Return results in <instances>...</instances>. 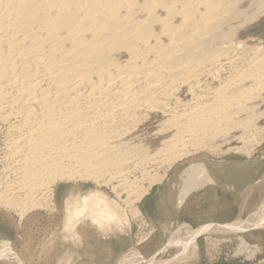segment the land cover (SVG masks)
Here are the masks:
<instances>
[{
  "label": "bare ground",
  "instance_id": "obj_1",
  "mask_svg": "<svg viewBox=\"0 0 264 264\" xmlns=\"http://www.w3.org/2000/svg\"><path fill=\"white\" fill-rule=\"evenodd\" d=\"M263 18L264 0H0V205L55 212L59 182L114 184L122 206L98 188L72 195L63 224L78 238L86 221L131 226L128 211L138 212L164 179L151 176L149 164L185 159L190 147L259 141L264 40L255 26ZM152 119L160 121L154 134L144 129ZM226 163L192 162L178 182L182 194L164 195L167 217L210 186L240 196L262 176L264 192V164L237 165L228 185ZM137 212L133 219L143 220ZM179 224L167 225V234ZM178 230L169 245L189 242L190 261H182L191 262L199 233ZM7 251L0 248L6 264H16ZM128 258L157 264L135 252Z\"/></svg>",
  "mask_w": 264,
  "mask_h": 264
},
{
  "label": "crops",
  "instance_id": "obj_2",
  "mask_svg": "<svg viewBox=\"0 0 264 264\" xmlns=\"http://www.w3.org/2000/svg\"><path fill=\"white\" fill-rule=\"evenodd\" d=\"M260 177L262 179V176ZM260 177L258 176V179L249 185L248 194L245 192L246 194L242 193L240 196L236 194L233 189H228L227 191L226 187L220 185L215 187L210 186L201 191L194 192V194L189 196L179 211H176V213L170 212L169 217H167V207L163 204L164 189L162 187L154 189L139 204V209L143 214L142 221L145 222L146 218L152 226L154 233L152 237H146L142 242H139L136 248L135 245H129L130 239L128 237L102 239L96 234H91L89 237L84 234L83 240L81 233L77 232L80 241L83 243L82 245L73 242H63L59 247H51V245H49L45 248L44 245L41 250L38 248L39 252L35 253L36 255L34 254V256L30 258L27 256L25 257L22 249L19 250L17 248L16 243L19 242L17 241L18 239L25 238L26 241L30 242L28 245L32 244L34 240H36L37 231H34L30 226H35V224L33 222L25 223L26 227L24 229L26 231L18 235L17 230L20 226L14 223L17 222L16 219H14L13 222V217H11V215L0 210V243L2 242L0 248L1 250L2 248L5 250L8 248L6 246L11 245L25 261L32 264H61V262L65 263L67 259L71 262L70 264H133V261L128 257L130 254H134V252L138 256L140 254L145 262L153 260L152 262L157 264H169L168 262L173 264L172 261L177 260V258L182 261V259H190L189 255L191 256L188 248L189 242L186 243L180 238V247H177L178 245H169L173 242L174 238L183 234V232L178 230L180 226L188 227L197 234L199 233V235H196V244L198 241L197 239L202 236L221 237L222 242L225 241V239L231 240L238 236H244L246 238L249 237L254 243L262 244L264 243V192L260 190L263 187L258 190V187L262 186V184L259 183L261 181ZM250 190V195L252 197L249 195ZM252 192H254L256 197L253 196L254 194ZM261 193L263 195H261ZM260 195L261 199H263L259 202V200H261ZM230 197H232V200L229 202L228 198ZM243 199L246 201L244 202ZM244 207H247V210ZM50 218L49 216L44 217L47 222L53 224L54 221ZM178 222L180 224L177 229L173 233L167 234L166 226ZM260 224L263 225L260 226ZM7 228H13L15 238L4 234ZM44 230L43 235L49 238L54 232L52 230ZM108 237L110 236H107V238ZM53 250L59 251V254L54 255ZM162 251H166V259L160 256ZM16 252L14 253L13 251L17 256ZM18 258L21 260L22 264H26L20 257ZM165 261L167 262L164 263ZM187 263L192 262L185 261L181 264Z\"/></svg>",
  "mask_w": 264,
  "mask_h": 264
},
{
  "label": "rangeland",
  "instance_id": "obj_3",
  "mask_svg": "<svg viewBox=\"0 0 264 264\" xmlns=\"http://www.w3.org/2000/svg\"><path fill=\"white\" fill-rule=\"evenodd\" d=\"M256 35L259 38H262V41L264 40V18L261 20L259 24L255 26ZM159 119H152L149 123L146 124L148 132H151V134L156 133L159 130ZM149 124V126H148ZM239 134L237 133V136ZM3 134L0 133V184L2 185V182L4 184V177L3 170L5 167V163L3 162L2 154L4 152V145H3ZM264 136L259 138V141H252L249 140L246 141H236L232 145H225L223 144L220 146L216 143L214 147H205L203 149H197L193 150L192 147L189 148L191 156L185 157V159L178 160L172 164L161 163L158 165V162L149 164L148 171H150L151 176L155 175H163L164 179L162 180V184L165 182V185L160 184L157 188L166 187L164 189V193L168 196V199L174 200L179 197L183 192V187L179 186L178 182L180 179V176L182 172L192 163L197 164H209L210 161H215L217 163H226L224 164V167L227 172L225 180L228 185H231V180L229 173H231L234 168L237 165H243L247 160H250L252 163L257 164V166H260L261 164H264ZM259 142V143H257ZM233 147H239L241 148L240 152H234L231 148ZM158 149V147H156ZM159 148L160 145H159ZM214 150V151H212ZM197 151V152H196ZM251 158V159H250ZM243 163V164H242ZM228 164V167H227ZM165 165V166H163ZM155 166V167H154ZM161 166V167H160ZM169 166V167H168ZM214 171V169H212ZM152 172V173H151ZM175 173V174H174ZM175 176V177H174ZM138 178V184L140 186H147V180L143 182L142 178L140 176H137ZM141 179V180H140ZM171 179V180H170ZM169 180V181H168ZM141 181V184H140ZM171 181V182H170ZM170 186H169V185ZM0 185V193H1V186ZM113 185H106V187L98 186L94 182L90 181H81L76 180L75 181H69V182H59L56 186V193H57V211L51 212V211H42L38 210L37 212H33L34 214L28 212L29 210H26L25 206H19L18 208L12 207V208H6L4 206L0 205V210L8 215H11L14 219H16L17 222H14L15 224H19L20 228L17 230L18 235H21L26 230L24 229L26 227L25 223H34V225H31L30 227L36 232V240L30 245L29 241H26L25 238L18 239L16 243L17 248L20 250L22 249L24 256L26 257H32L35 253L39 252V250L42 249V247L45 245V248H47L49 245L51 247H59L61 243L63 242H73L78 245H82L83 243L80 241V238H78L74 233H69L66 228L65 224H63V218L66 216L65 211V205L66 201L70 196H74L76 198H81L82 196H85L88 194V192L94 191L97 188L104 191L111 202V204H117L121 205L120 199L117 198L116 192L113 189ZM112 186V187H111ZM172 186V187H171ZM170 189V192H169ZM164 194V195H165ZM229 202L232 200V197L228 198ZM139 205V204H138ZM122 206V205H121ZM24 209H23V208ZM16 208V209H15ZM95 208V207H94ZM96 209V208H95ZM88 210H91V207H87L84 211L85 214L88 213ZM121 210V209H120ZM129 210V209H128ZM138 214L142 213L138 206ZM134 211H128V217L130 219L131 226L127 225H107L108 223H101L98 225L92 224L90 222H82L79 223L77 228V232L81 233V236L84 240L83 235L86 234L88 237L91 234H96L102 239H110V238H125L128 237L129 245H135V248L139 245V242H142L144 238L152 237L153 235V228L150 225V223L145 218L144 221H139L142 219V217H138L137 219L134 218ZM30 213V214H29ZM84 214V215H85ZM51 217L50 219H53L54 223L51 224L44 219V217ZM23 218V219H22ZM23 220V221H22ZM81 224V225H80ZM82 225H86L85 227ZM55 228V229H53ZM57 228V229H56ZM60 228V229H59ZM44 229L46 231H54L50 238L47 236H44ZM6 236H10L12 238H15L13 228H7L4 231ZM107 236H110L107 238ZM243 239L246 242L247 249H243V245L237 238H232L230 241L228 239H225V241H221V237H214V236H202L199 237L197 240V258L192 263L187 264H264V243L257 244L254 243L249 237L246 238L242 236ZM159 241V240H158ZM145 243V242H144ZM159 246V245H158ZM10 249L16 252L11 245L9 246ZM39 248V250H38ZM58 249V248H56ZM138 249V248H137ZM35 251V252H34ZM53 254L57 255L59 254V251L53 250ZM17 253V252H16ZM36 255V254H35ZM17 256L22 259L26 264H32L28 261H25L18 253ZM164 259L167 258L166 251H162L161 255ZM166 256V257H165ZM21 261V260H20ZM71 262L69 259L66 260V262H61V264H70Z\"/></svg>",
  "mask_w": 264,
  "mask_h": 264
},
{
  "label": "water",
  "instance_id": "obj_4",
  "mask_svg": "<svg viewBox=\"0 0 264 264\" xmlns=\"http://www.w3.org/2000/svg\"><path fill=\"white\" fill-rule=\"evenodd\" d=\"M0 244H2V242L0 243ZM3 244H5V243H3ZM10 245V244H9ZM8 247V255H11L12 257H13V259H15V261H16V264H22V263H20V261H19V259L15 256V254L13 253V251H12V249H10L9 248V246H7ZM6 250V249H5ZM4 254H2V253H0V263H2V264H6V260L4 259L5 258V256H7V255H4ZM18 259V260H17Z\"/></svg>",
  "mask_w": 264,
  "mask_h": 264
}]
</instances>
